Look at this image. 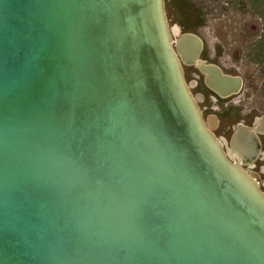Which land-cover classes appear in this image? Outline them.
<instances>
[{
	"label": "water",
	"instance_id": "95a60500",
	"mask_svg": "<svg viewBox=\"0 0 264 264\" xmlns=\"http://www.w3.org/2000/svg\"><path fill=\"white\" fill-rule=\"evenodd\" d=\"M214 130L164 0H0V264H264V191Z\"/></svg>",
	"mask_w": 264,
	"mask_h": 264
},
{
	"label": "rangeland",
	"instance_id": "374dc122",
	"mask_svg": "<svg viewBox=\"0 0 264 264\" xmlns=\"http://www.w3.org/2000/svg\"><path fill=\"white\" fill-rule=\"evenodd\" d=\"M165 11L170 30L195 31L205 40L204 59L244 79L243 91L229 99L207 90L204 118L229 138L243 115L264 110V0H169Z\"/></svg>",
	"mask_w": 264,
	"mask_h": 264
},
{
	"label": "flooded vegetation",
	"instance_id": "af4514ba",
	"mask_svg": "<svg viewBox=\"0 0 264 264\" xmlns=\"http://www.w3.org/2000/svg\"><path fill=\"white\" fill-rule=\"evenodd\" d=\"M168 1L169 0H165V8L168 4ZM168 21L170 24V20ZM183 28L184 27L181 28V26L178 25L176 28L170 30L172 36V47L181 63L185 82L204 115L205 111H207V108L204 107V104L207 101L205 100L207 97V90L209 93H212L217 98L223 100L239 95L243 91L244 84L242 90L239 93L233 94L225 98L221 97L219 94L211 90L206 84V75L202 72L200 68V62H203L206 65L215 64L219 67L221 66L218 63L212 61L209 62L208 60L204 59L203 55H205L206 52L204 38L191 29L188 30ZM193 35L197 36L198 39H200L202 42V49L198 57H196V51L198 47L197 43L191 38H189V41L184 40L185 37ZM185 45L189 46L190 49H188ZM222 70L224 71L223 68ZM224 73L226 72L224 71ZM194 93L196 94V97L194 96ZM263 115L264 110H260L259 108H253L251 111L247 112L241 117L243 119H240V121L237 122L236 125L233 127V130L230 132L229 138L223 139L224 137L217 135L219 127L217 129L215 128L214 130L215 134L222 140L224 149L228 153L230 159L235 163H239L244 169H246L249 172L250 176L260 184L262 190L264 189V134L256 132L260 141V152L255 158H252L251 156L246 157L244 155L241 156L240 154L232 153L234 150L231 149V139L233 135L238 131L239 127H248L256 131L255 129L259 127L260 120ZM226 131L227 128L223 130L224 135Z\"/></svg>",
	"mask_w": 264,
	"mask_h": 264
}]
</instances>
